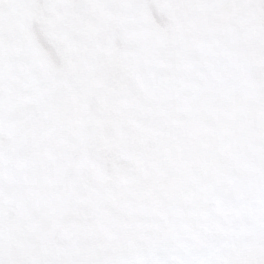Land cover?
<instances>
[{
  "label": "rangeland",
  "instance_id": "1",
  "mask_svg": "<svg viewBox=\"0 0 264 264\" xmlns=\"http://www.w3.org/2000/svg\"><path fill=\"white\" fill-rule=\"evenodd\" d=\"M0 264H264V0H0Z\"/></svg>",
  "mask_w": 264,
  "mask_h": 264
},
{
  "label": "trees",
  "instance_id": "2",
  "mask_svg": "<svg viewBox=\"0 0 264 264\" xmlns=\"http://www.w3.org/2000/svg\"><path fill=\"white\" fill-rule=\"evenodd\" d=\"M7 1H9V0H4V2H7Z\"/></svg>",
  "mask_w": 264,
  "mask_h": 264
}]
</instances>
